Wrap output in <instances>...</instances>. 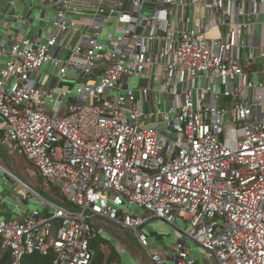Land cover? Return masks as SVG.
<instances>
[{"label":"built area","instance_id":"1","mask_svg":"<svg viewBox=\"0 0 264 264\" xmlns=\"http://www.w3.org/2000/svg\"><path fill=\"white\" fill-rule=\"evenodd\" d=\"M41 1L57 32L10 48L2 144L67 204L0 219L11 264H91L102 222L133 231L153 264H199L187 238L211 264H264V0ZM70 71L88 78L66 85ZM155 218L176 227L170 255L149 250Z\"/></svg>","mask_w":264,"mask_h":264},{"label":"crops","instance_id":"2","mask_svg":"<svg viewBox=\"0 0 264 264\" xmlns=\"http://www.w3.org/2000/svg\"><path fill=\"white\" fill-rule=\"evenodd\" d=\"M31 8L33 9L34 15L29 19V21H4L0 18V69L5 66L7 59L10 58V48L11 46L19 41L23 36H47L48 34L56 33V29L52 25V19L55 14V7L49 2H43L41 0H32ZM28 9L25 11L27 14ZM35 79L38 83L44 85H52L54 83V75L51 72L50 64H45L38 72L34 74ZM84 81L82 76H78L74 71H70L65 84L66 85H77ZM6 129V121L3 117L0 116V164L7 168L16 179L0 176V187L10 185V181L13 180L16 185L8 189L12 193L23 194L24 196L30 198V208L24 209L20 202H13V199L9 197V192L4 194L3 188L0 189V219H24L29 215L33 209L38 208L43 204L45 208L48 207L46 201L55 202L43 195V192H39L33 189L29 184L24 183L18 178L15 174V170L19 160H26L30 162L26 157L19 155L18 153L9 150L5 145L2 144V138ZM31 164V163H30ZM33 168V175L36 176L33 165H30ZM40 177V176H38ZM42 178V177H41ZM43 179V178H42ZM46 185V184H45ZM34 192V193H32ZM57 203V202H56ZM49 210V209H46ZM45 210V211H46ZM136 238V237H135ZM138 246L139 243L136 239ZM151 245V243H150ZM149 245V246H150ZM141 247V246H140ZM142 248V247H141ZM123 251H126L123 249ZM155 251L152 248L150 252ZM154 254H163V252L158 251ZM126 264H129L127 261ZM136 264H142L139 260H136Z\"/></svg>","mask_w":264,"mask_h":264},{"label":"rangeland","instance_id":"3","mask_svg":"<svg viewBox=\"0 0 264 264\" xmlns=\"http://www.w3.org/2000/svg\"><path fill=\"white\" fill-rule=\"evenodd\" d=\"M83 78H88V75L85 74ZM30 162L26 160H19L15 174L18 176L20 180L24 183L29 184L33 189L39 191L40 193L44 191L47 192L46 183L41 177H38V173L35 170L36 176L33 175V168L30 166ZM16 183L11 180L10 185L0 187L3 188V193L6 194L9 191V197L13 199V202H20L24 209L30 208L31 200L27 199L23 194H15L12 193V187H15ZM8 187L11 188L8 189ZM44 190V191H43ZM45 194V193H44ZM40 211H45L46 209H50L49 207L45 208L43 204L40 205ZM47 211V210H46ZM128 212H134L137 214H143L150 217L149 212H145L144 209L138 210L136 206H133L127 210ZM176 223L181 225L182 228L187 231L190 230V227L186 222H183L182 219H176ZM101 225L103 229L100 231V239L106 241L107 243L102 244L101 248L106 253L109 252L110 247H114L121 254L120 263L126 264L128 261L129 264H136V260L142 262V264H153L150 258L148 257L146 251L142 249L136 243L135 233L131 230L124 229L120 226L102 222ZM144 231L148 234L149 242L151 245L149 246V250L152 248L155 251L151 253L161 251L164 256L170 255V251L173 248L174 243L177 241V233L176 227L166 223L160 219H152L145 227ZM187 238V236L185 235ZM188 246L191 249L192 256L197 260L199 264H211L214 260L207 255L206 250H204L197 243L192 242L189 238H187ZM125 249L126 251H123Z\"/></svg>","mask_w":264,"mask_h":264},{"label":"trees","instance_id":"4","mask_svg":"<svg viewBox=\"0 0 264 264\" xmlns=\"http://www.w3.org/2000/svg\"><path fill=\"white\" fill-rule=\"evenodd\" d=\"M30 163L33 165V163L30 161ZM34 169L37 171L36 167L33 165ZM38 175L41 177V175L38 173ZM47 192H45L43 195L47 196L51 200L66 205L67 201L62 193V189L58 185H46ZM107 243L104 240H101L100 237H98L93 242V249L95 251V256L91 264H119L120 263V257L121 254L118 250H116L114 247H110L109 252L106 253L102 250L101 245ZM3 242L0 238V264H11L12 263V255L9 249L3 248L2 246ZM55 254L53 252L47 253V254H39L34 253L31 255H28L24 257V259L21 261V264H56L55 262Z\"/></svg>","mask_w":264,"mask_h":264},{"label":"water","instance_id":"5","mask_svg":"<svg viewBox=\"0 0 264 264\" xmlns=\"http://www.w3.org/2000/svg\"><path fill=\"white\" fill-rule=\"evenodd\" d=\"M32 0H0V18L4 21H29L34 15ZM28 9L27 14L25 11Z\"/></svg>","mask_w":264,"mask_h":264}]
</instances>
